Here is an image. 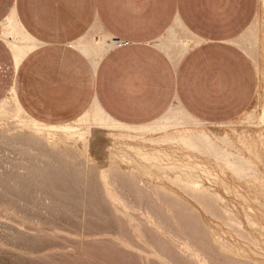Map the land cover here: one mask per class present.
<instances>
[{
	"label": "rangeland",
	"instance_id": "374dc122",
	"mask_svg": "<svg viewBox=\"0 0 264 264\" xmlns=\"http://www.w3.org/2000/svg\"><path fill=\"white\" fill-rule=\"evenodd\" d=\"M247 29L249 44L239 48L256 74L247 109L225 123L175 119L168 129L224 139L227 152L250 161L246 179L168 144L162 152L145 145L137 157L122 144L136 137L113 144L118 133L105 129L93 130L88 153L69 135L77 151L55 149L10 118L0 126V264H264V0H256ZM181 173L207 192L172 184Z\"/></svg>",
	"mask_w": 264,
	"mask_h": 264
},
{
	"label": "crops",
	"instance_id": "0c3cea01",
	"mask_svg": "<svg viewBox=\"0 0 264 264\" xmlns=\"http://www.w3.org/2000/svg\"><path fill=\"white\" fill-rule=\"evenodd\" d=\"M255 11L256 0H0V101L13 93L49 126L95 103L132 126L174 105L197 122L225 123L256 91L235 44Z\"/></svg>",
	"mask_w": 264,
	"mask_h": 264
},
{
	"label": "bare ground",
	"instance_id": "6f19581e",
	"mask_svg": "<svg viewBox=\"0 0 264 264\" xmlns=\"http://www.w3.org/2000/svg\"><path fill=\"white\" fill-rule=\"evenodd\" d=\"M14 22L15 21H13L12 18L8 19L9 26H12L14 24ZM0 32H1V30H0ZM24 39L25 40L27 39L26 41L29 42V39L26 38V36L24 37ZM248 39H249L248 37L247 38L245 37V38H243V41L241 43L240 42L239 43L235 42V44L237 46H239V47H242V45L244 46V45L249 44V40ZM12 45H13L14 49L17 48L16 44L12 43ZM10 118H14L16 123L18 124L17 126H19L20 128L22 126L29 127L33 131V135H34L33 138H36V141L38 140L39 142H42V143H50L55 149H58V148L61 149L62 148V149H64V151H70V152H76L77 151L76 146L74 144L75 142L73 140H65L63 138L64 135H69V136L75 138L76 141L80 142L82 150L85 153H88L89 152V147H90V140H91V137H92L93 130L94 129H105V130L110 131V132L118 133V134L112 135L113 139H114V143L113 144H117L119 142L118 140H121V139H126V138L130 139V138L136 137V140L133 141V144L132 143H122V144H124L125 147H126V150H125L126 153L127 152L134 153L137 157L142 154V151L145 148L144 147L145 145L149 144L151 146H154L156 148L155 149L156 152H162L163 150H160V149H157V148L158 147L160 148L161 145H163V144H168V145H171L172 147L176 148L177 150H180L183 158L190 159L191 155H193L195 153H197L199 155L202 154V153L206 154L208 157L212 158L211 160H213L216 165H218L220 167H223V168L229 169L230 173L233 174L237 179H244L246 177V173L252 171L251 170L252 169V165H251L250 161H247V162L243 161V160L239 159L236 156L233 157L234 154L230 153V151L227 152V150H230L232 148H231V146L229 147L228 146V142L225 141L222 138L216 137V136H214L211 133L210 134H205V133H202V132L179 133V132H176V131H169L168 129L173 124V121L175 119H177V120L180 119V120L183 121V123L186 122L188 119H190L192 121H195V120L191 119L190 116L188 114H186L180 108H178V109L174 108L172 111L168 112L161 119L157 120L154 123H151V124H148V125H142V126H132V125H126V124H123V123H120L118 121L113 120L106 113H104L102 111V109L95 103V104H93L92 109L89 112H87L85 115H82V117H80L79 119H77L73 123H69L67 125H61V126H49V125L41 124V123L33 120L29 116H27L22 111L20 106L18 105V103H17V101H16V99H15L13 93H12V94L8 95L7 97H5L4 99H2L0 101V126L2 124L6 123V122L8 123ZM195 122L197 123V121H195ZM2 131L3 130H1V132ZM151 134H154V135H158L159 134V137L157 139H148V140H145V139H143V137H141L143 135H151ZM15 138H16V136H15ZM128 141H130V140H128ZM25 144H26V142H25ZM122 151L125 152L124 149ZM64 154H67V153H64ZM40 155H41V153H40ZM53 155H55V154H53ZM53 155H52V157H53ZM74 157H75L74 160L76 161L77 158H76V156H74ZM109 157H110V163H109V168L108 169L112 170V168H114L116 166V162H114V156L112 154H110ZM55 158H56V156L54 157V159ZM230 158L232 160H229ZM141 159L146 161V162L148 160V158L146 156H142ZM55 161H57V160H55ZM83 163H84V161H83ZM63 164H65V163L63 162ZM66 164H68L67 161H66ZM148 164L152 168H160L159 166L152 165L150 163H148ZM77 166L79 167V165H77ZM115 172H116V170H115ZM37 173H38V171H37ZM131 173L136 178H140V173L138 172V170L132 169ZM252 174H253V172H252ZM116 175H117V173H116ZM248 175H249V173H248ZM170 181H171L172 184L183 188L182 190H184L185 187H188V189L191 190V191H198V193H199V191H204L205 192V190H206V188L203 187L202 184L198 180L190 178L189 176H185V174H183V173H181L180 175H177L175 177V179H173V180L171 179ZM239 181H241V180H239ZM122 183H123V181L121 182V184ZM125 186H127V185H125ZM118 192H119V190H118ZM206 192H207V190H206ZM110 197H111V195H110ZM190 198H191V196H190ZM205 198H207V197H205ZM204 201H205V199H204ZM122 206H124V205H122ZM209 207H211V206H209ZM209 210H210V208H209ZM210 212H212V211H210ZM217 215H218V213H217ZM31 216H33V215H31Z\"/></svg>",
	"mask_w": 264,
	"mask_h": 264
},
{
	"label": "built area",
	"instance_id": "2783aa9c",
	"mask_svg": "<svg viewBox=\"0 0 264 264\" xmlns=\"http://www.w3.org/2000/svg\"><path fill=\"white\" fill-rule=\"evenodd\" d=\"M113 43H114L116 46H120V45L123 44L122 42H120V41H118V40H114Z\"/></svg>",
	"mask_w": 264,
	"mask_h": 264
}]
</instances>
